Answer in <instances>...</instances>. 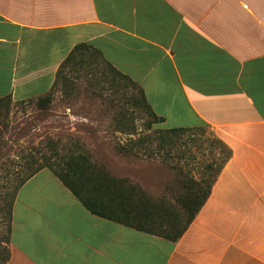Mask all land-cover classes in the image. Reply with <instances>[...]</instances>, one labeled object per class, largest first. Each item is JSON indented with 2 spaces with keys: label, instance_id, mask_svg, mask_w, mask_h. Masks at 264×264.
Returning <instances> with one entry per match:
<instances>
[{
  "label": "crops",
  "instance_id": "crops-1",
  "mask_svg": "<svg viewBox=\"0 0 264 264\" xmlns=\"http://www.w3.org/2000/svg\"><path fill=\"white\" fill-rule=\"evenodd\" d=\"M81 42L142 89L160 129L209 126L230 157L176 241L91 214L43 168L18 189L4 264H264V0H0V96L77 98L54 84ZM92 66L82 91L108 99L119 89L93 87Z\"/></svg>",
  "mask_w": 264,
  "mask_h": 264
},
{
  "label": "rangeland",
  "instance_id": "rangeland-1",
  "mask_svg": "<svg viewBox=\"0 0 264 264\" xmlns=\"http://www.w3.org/2000/svg\"><path fill=\"white\" fill-rule=\"evenodd\" d=\"M84 71L68 73L73 76L75 89L82 92L77 98H66L56 89L53 103L44 112L38 111L30 102L14 103L9 114V129L5 136L11 138L10 143L19 137V144L22 146L38 145L41 138L49 136L59 140L63 145L77 142L81 150L93 157L107 156L113 170L118 175L129 177L138 183L151 196L150 200L163 201L169 207H176L181 211L180 203L176 201L175 196L186 190L184 184L189 183L191 178L200 184L211 182L228 157L226 145L219 139L215 130L209 126H202L182 131L174 136L171 144L159 146L158 121L146 112L144 106L133 103L132 98L139 96L137 87L129 85L112 90L105 100L104 95L99 98L96 95L87 96L82 91L86 87L84 85L89 84L84 77ZM100 83L96 80L93 87L95 85L107 88L106 83ZM101 98L105 104L100 102ZM103 108L106 110L103 111ZM122 112L125 113L123 120L120 118L119 123L111 121L112 116H118ZM83 116L87 121L81 120ZM95 118L97 119L95 123L100 125H90ZM148 120L154 121L147 128ZM125 125L135 126L134 130L130 129L134 132L132 135L127 133L128 130L123 132L118 130ZM138 138H148L150 143L132 148L130 142ZM119 146H124L125 150L119 152ZM135 153L137 156H134ZM16 155L15 151L9 154L12 158H16ZM44 172L43 175L50 174L48 169ZM3 173L0 168V263L2 257L9 251L8 231L1 210L7 200V192L12 188V183H6L2 177ZM181 217L178 218L177 227H181L185 222L183 212ZM169 219H161L162 223L155 225L156 230L164 233L166 229L163 228Z\"/></svg>",
  "mask_w": 264,
  "mask_h": 264
},
{
  "label": "trees",
  "instance_id": "trees-1",
  "mask_svg": "<svg viewBox=\"0 0 264 264\" xmlns=\"http://www.w3.org/2000/svg\"><path fill=\"white\" fill-rule=\"evenodd\" d=\"M94 63L96 64V80L105 79L110 87L116 89L129 85L136 86L139 96L132 98L133 103L144 106L146 112L153 119L157 121L163 119L153 112L142 89L102 59L100 52L87 43L81 42L72 48L56 72L54 86L58 85L62 92L70 90L68 92L71 93L75 81L68 73L78 70V67L83 64H85V67L90 66L87 68L90 71L93 69L92 65ZM53 100V92L20 101H13L9 94L0 96V168L4 172L1 176L4 177L6 183H12V188L7 192V200L1 210L8 231L7 241L9 242L12 208L18 189L26 180L43 168L51 170L91 214L176 241L201 208L209 194L212 182L224 164L208 184H200L193 178L189 180V183L184 184L186 190L175 196L176 201L180 203L181 211H179L178 208L169 207L163 201L150 200L149 197L151 196L138 183L129 177L118 175L113 170L111 161L107 156L93 157L81 150V146L77 142L71 145H63L59 140L49 136L41 138L38 145L22 146L19 144V137H16L15 142L10 143L11 138L5 135L9 129V114L12 105L14 103L30 102L34 104L38 111L44 112L49 109ZM119 117L122 120L125 113L122 112ZM153 121L148 120L146 127H150ZM130 129L134 130L135 126L125 125L118 130L121 132L128 130L127 133L132 135L134 132ZM188 129L192 128L171 127L159 129L157 132L159 135L158 145L171 144L174 136ZM147 143H150L148 138H138V140L130 142L132 148ZM131 147H128V149H131ZM123 149L125 150L124 146L118 148L119 152ZM227 149L229 153L225 162L231 154L230 149L228 147ZM12 151L16 152V158L9 156ZM134 156H137L136 153ZM181 212L184 213L186 219L181 227H177L178 218H182ZM163 218L170 219L163 228L166 229L165 232L161 233L156 230L155 225L162 223L161 219ZM8 258L9 251L2 257L0 264H4Z\"/></svg>",
  "mask_w": 264,
  "mask_h": 264
}]
</instances>
